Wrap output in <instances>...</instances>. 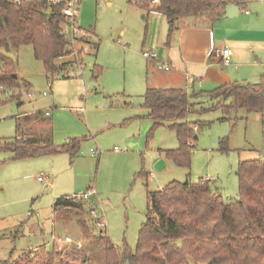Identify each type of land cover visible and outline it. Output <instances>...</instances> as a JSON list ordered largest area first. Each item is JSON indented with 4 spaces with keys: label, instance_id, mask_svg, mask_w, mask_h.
Wrapping results in <instances>:
<instances>
[{
    "label": "rangeland",
    "instance_id": "obj_1",
    "mask_svg": "<svg viewBox=\"0 0 264 264\" xmlns=\"http://www.w3.org/2000/svg\"><path fill=\"white\" fill-rule=\"evenodd\" d=\"M129 1L81 3L77 22L89 36L76 44L84 47L77 68L69 66L68 55L57 61L63 69L51 78L31 45H20L14 56L20 86H0V143L14 140L18 124L24 137L48 135L54 144L77 138L79 150L73 158L61 152L13 159L10 151L0 149V261L45 247L64 264H103L106 239L118 249L124 244L135 249L148 192L202 178L224 201H235L240 161L264 156V111L206 110L217 100L204 96L192 99L194 111L185 119L198 122L189 164L164 158L161 151L176 149L179 142L167 127L151 131V121L142 114L139 82L144 81L143 67L153 60L142 54L147 12ZM245 8L248 14L242 11V18L264 17V2H247ZM94 64L101 67L98 77ZM22 81L30 87L25 89ZM94 150L99 154L91 155ZM161 158L166 167L156 171ZM91 189L95 194L82 201L85 214L53 208L56 198ZM98 218L104 229L94 227ZM52 233L72 242L41 245Z\"/></svg>",
    "mask_w": 264,
    "mask_h": 264
},
{
    "label": "trees",
    "instance_id": "obj_2",
    "mask_svg": "<svg viewBox=\"0 0 264 264\" xmlns=\"http://www.w3.org/2000/svg\"><path fill=\"white\" fill-rule=\"evenodd\" d=\"M146 12L164 15L168 34L176 22L187 17L213 24L220 19L230 0H130ZM64 17L60 5L46 0H0V86L17 89L14 56L20 45L29 44L35 59L40 60L51 78L62 71L58 60L70 54L69 41L63 34ZM97 44L94 48L97 49ZM70 61H67V63ZM71 64H69L70 66ZM98 77L101 67L93 65ZM15 75V76H14ZM25 89L30 87L22 81ZM208 97L217 100L206 110L221 108L264 111V72L255 82L230 83L210 92H188L183 88L148 86L143 95V107L152 120L151 131L164 126L175 131L179 145L163 150L165 159L180 166L189 164L190 149L196 138L198 122L186 117L194 111L192 99ZM230 99L228 103L226 100ZM0 149L12 153L13 159L55 155L67 152L73 158L79 150V140L71 139L55 145L51 136L24 137L19 125L16 136ZM238 197L224 201L213 191L208 179L192 182H170L163 188L147 193L145 220L140 227L135 249L124 244L116 248L108 239L103 246V264H264V156L243 160L238 168ZM83 200L60 196L53 202L56 210H83ZM45 247L23 253L16 260L0 264H64Z\"/></svg>",
    "mask_w": 264,
    "mask_h": 264
},
{
    "label": "crops",
    "instance_id": "obj_3",
    "mask_svg": "<svg viewBox=\"0 0 264 264\" xmlns=\"http://www.w3.org/2000/svg\"><path fill=\"white\" fill-rule=\"evenodd\" d=\"M106 3L109 4L108 0ZM241 12L239 10L232 17L220 18L213 24L194 17L180 19L170 35L166 17L157 12H147L146 36L142 46L147 48L144 52L155 53V58L152 64L147 63L143 67L144 81L139 82L138 93H145L148 86L205 93L230 83L257 81L264 72V17L260 14L242 18ZM222 48L232 51L229 65L221 61L218 51ZM159 66H167L168 69ZM144 93L141 95L142 114L152 123L143 107ZM45 115H48L47 111ZM50 236L41 245L48 244Z\"/></svg>",
    "mask_w": 264,
    "mask_h": 264
},
{
    "label": "built area",
    "instance_id": "obj_4",
    "mask_svg": "<svg viewBox=\"0 0 264 264\" xmlns=\"http://www.w3.org/2000/svg\"><path fill=\"white\" fill-rule=\"evenodd\" d=\"M49 4L52 5H60L61 6V13L64 17V23L62 25L63 34L67 37L69 41V47H70V56H72V60L70 61V67H79L80 65V58L79 55L82 54V50H84V47H76L77 43H81V40L85 37L89 36V33L85 30H83L81 27H79L77 22L78 17V10L81 5V3L85 0H46ZM159 0H150L151 4H157ZM231 3L237 5L239 7L240 11H243L244 13H248V9L245 8V4L247 2H264V0H230ZM221 61L224 65L230 64V57L232 54V51L229 48H222L218 51ZM144 57L153 59L155 58V53L153 52H143L142 53ZM161 69H168L167 66H159ZM117 151V148H114ZM99 154V151H91V155H97ZM39 181L42 180L41 175L37 178ZM95 194L94 189L88 190L85 193H78L76 195L71 196L73 199H85L88 200V196ZM91 214H94V210H90ZM94 227L104 229L106 227V224L101 219H96L94 221ZM71 243V239L68 236H64L63 238L56 236L55 234H51L50 236V242L46 244L47 246L52 245V243ZM76 249H80L81 245L80 243H76L74 246Z\"/></svg>",
    "mask_w": 264,
    "mask_h": 264
},
{
    "label": "water",
    "instance_id": "obj_5",
    "mask_svg": "<svg viewBox=\"0 0 264 264\" xmlns=\"http://www.w3.org/2000/svg\"><path fill=\"white\" fill-rule=\"evenodd\" d=\"M238 12H239V7L233 3H229L225 6L223 14L221 15L220 18L224 19L227 17H232L236 15ZM165 167H166V163L163 158L157 160L154 165L156 171H162L163 169H165Z\"/></svg>",
    "mask_w": 264,
    "mask_h": 264
}]
</instances>
